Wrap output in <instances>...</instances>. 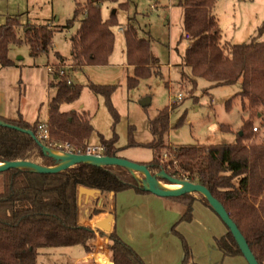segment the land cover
I'll return each mask as SVG.
<instances>
[{
  "label": "trees",
  "instance_id": "1",
  "mask_svg": "<svg viewBox=\"0 0 264 264\" xmlns=\"http://www.w3.org/2000/svg\"><path fill=\"white\" fill-rule=\"evenodd\" d=\"M218 0H179L183 9V31L191 41L182 58L178 83L189 84L195 90L197 81L203 79L214 86L239 84L241 90L225 104L231 108L232 99L240 98L243 110L247 105V118L234 144L211 146H184L171 150L167 134L170 114L175 107H165L149 121L151 141L146 144L131 142V147L152 151L153 158L147 164L152 175L165 172L172 178L187 180L205 187L225 209L229 218L244 237L258 264H264V143H252L253 120L263 117L264 110V22L256 37L248 43L231 45L222 42V35L212 9ZM103 4H117L127 9L125 0H86L76 4L73 18L65 28L75 23L78 27L70 38L71 68L80 71L85 67L106 66L114 47L112 28L117 26L116 12L107 20L101 16ZM56 28L44 24H22L19 16L8 17L0 25V66H15L9 53L12 47L26 46L31 58L48 55L52 49ZM125 48L127 66L132 76L126 80L127 89H135L140 80L157 76L158 59L151 51L150 41L138 37L131 21L126 24ZM60 63L63 58L57 53ZM62 65V64H60ZM52 85V84H51ZM55 95L48 104L46 121L51 142L68 143L82 151L89 147L93 128L86 111L62 112L63 105L76 102L83 86L67 84L60 80L53 84ZM166 86V85H165ZM167 87V86H166ZM95 95L110 96L115 86L87 85ZM246 101V104L244 103ZM5 124L29 135L0 126V164L5 162H30L43 167H53L56 162L45 156L37 140L38 122L29 124L18 118H1ZM180 118L178 126L182 124ZM225 131L223 125L220 126ZM247 142H251L246 144ZM116 136L109 140L100 137L104 156L115 158L120 151ZM169 151L172 159L163 156ZM3 190L0 192V264H37L42 249L87 247L95 238V232L79 221V190L85 188L100 194H119L132 190L138 195L149 194L133 174L116 166L99 167L80 164L56 174H39L30 169H11L0 173ZM163 184H168L162 181ZM181 201L184 211L180 222H190L195 201L211 209L200 194H186L167 199ZM212 210V209H211ZM213 211V210H212ZM95 215L101 213L94 210ZM100 234L103 235L102 232ZM108 257L114 264H144L135 251L115 232L106 236ZM223 257H242L231 233L215 240ZM187 259V252L185 253Z\"/></svg>",
  "mask_w": 264,
  "mask_h": 264
},
{
  "label": "rangeland",
  "instance_id": "2",
  "mask_svg": "<svg viewBox=\"0 0 264 264\" xmlns=\"http://www.w3.org/2000/svg\"><path fill=\"white\" fill-rule=\"evenodd\" d=\"M125 1L128 4L126 10L119 9L117 4L102 5L101 16L104 20L116 11L117 26L112 28L115 42L108 65L89 67L81 71L69 69L71 83L84 88L76 102L63 105L61 110L68 111L76 109L80 104L83 105L94 131L88 141L89 146L99 147L100 137L109 140L116 136V147L120 148L118 158L137 164L149 163L153 158L152 151L129 145L131 142L146 144L151 141L149 121L165 107H175L170 114V128L167 134L172 151L184 146L234 144L243 119L247 118V105L243 110L240 98L232 99L229 110L225 104L241 90L240 85L214 86L199 79L197 88L193 90L189 84L178 83L180 71L183 69L187 72L186 68L181 67V63L190 44V41L184 38L183 9L178 5L179 0ZM85 2L86 0H0V25L5 24L8 17L19 16L22 24L39 25L49 22L51 27L56 28L52 49L48 55L33 59L26 46H16L10 56L15 57L18 52V57L22 59L19 64L23 67L16 71H0V79L3 80L2 96L10 114L11 112L15 114V110L24 109L30 122H46L48 101L55 95L53 84L58 81L47 73L45 66L47 63L54 66L60 64L71 66L70 38L75 33L78 23L67 29L65 26L67 21L73 18L76 4L83 5ZM212 14L218 22L222 42L231 45L248 43L256 37L258 29L264 22V0H218ZM129 20L135 27L138 37L150 41L151 51L161 65L156 72L157 76L140 80L135 89H127L126 84L127 78L132 76V71L127 66L123 32ZM258 40L263 41L264 37H259ZM55 53L64 57V61L60 63ZM54 59L56 61L53 63ZM34 64L36 67H33ZM89 84L115 86L116 89L108 100L105 96L93 94L87 88ZM177 96H181V99H176ZM145 99H149L150 104L143 107L141 102ZM244 103L246 104V101ZM259 112L263 117L257 116L253 120V127L257 128V132L253 131L254 137L251 142L255 144L264 143V110ZM181 117L183 121L178 126ZM221 125L225 131L220 129ZM171 153L167 151L163 156L165 162L172 159ZM135 176L136 179L140 178L137 174ZM2 190L0 176V192ZM79 196L83 198L86 195L79 192ZM195 204L196 201L192 206L190 222H179L184 211L182 208V212L165 231L180 249V264H184L186 252L188 254L185 264L205 262V255L206 258L209 257L212 250V247L208 246L209 241L207 242L210 236L214 237L213 244L211 243L212 253L220 254V258L212 257L207 264H239L232 257H223L216 246L215 240L222 237L218 232L225 230L224 224L215 213L214 221L209 220L204 224L201 215L196 216L194 213ZM207 209L213 213L211 209ZM194 217H197V222L193 221ZM142 225L145 226L144 223ZM93 227L97 229L95 225ZM105 234L107 236L110 233ZM160 234L163 236V229ZM165 238L166 236L163 240ZM170 244L171 241L167 242L168 246ZM99 248L102 249V246L99 245ZM242 258L244 264H247ZM141 260L143 261L142 258ZM46 262L49 264L45 259ZM143 263L145 264L144 261Z\"/></svg>",
  "mask_w": 264,
  "mask_h": 264
},
{
  "label": "crops",
  "instance_id": "3",
  "mask_svg": "<svg viewBox=\"0 0 264 264\" xmlns=\"http://www.w3.org/2000/svg\"><path fill=\"white\" fill-rule=\"evenodd\" d=\"M14 48L15 47L11 48L10 53ZM10 53H9V57L15 63V66L7 67V68H2L0 66V71L2 70L16 71L23 67L19 64V61L22 59L18 57L17 54L18 52L15 54V57L14 56L11 57ZM63 59L65 58L63 57ZM54 61L56 60L54 59L53 63ZM51 64L47 63V65L45 66L46 71H47V66ZM33 67H36V65L34 64ZM87 68L89 67H85L83 69H87ZM2 89H3V80L0 79V117L8 120H16L18 118H21L22 120H24L29 124H34L33 123L34 121L30 122L29 118L26 116L24 112V109L15 110V114L13 112H11L10 114L8 108L5 107L6 105L4 103L5 100L2 96ZM83 109H84L83 105L80 104L76 109L73 108L68 111H85ZM61 111L67 112L63 110ZM12 115L16 117L13 118ZM47 118H48V105H47V117L45 121H47ZM35 122L41 123L39 121H35ZM79 201H80V211H79L80 223L83 226H89L95 232V238L87 244V246L91 249V251L87 250V247H80V246L69 247V248L42 249L39 251V255L37 257V264H47V262L45 263V259L49 261V264H89L91 262H95L97 264H114L113 262L110 261L108 257V251L106 249V245H107L106 234L99 229L95 230V228L93 227L95 222L105 217L112 218L110 224V229H111L110 233L115 232L116 235L122 241H124L136 253L139 254V256L143 259L145 264H180V257H181L180 249L178 245L175 243V241L171 240L169 234L166 235L165 231L168 229L169 224H171L174 221V219L177 216H179V214L182 212V208H184V206L181 201L178 202L171 201L156 197L151 194L138 195L132 190L125 191L116 195L110 193V194H96L89 197L84 196L83 198L79 196ZM94 210H99L101 211V213L95 215L93 213ZM194 213L196 214V216L201 215L200 217H202V222L204 224H206L207 221L209 220L214 221L215 219V216H213L214 212L213 213L210 212V210H208L207 207H205L203 204H201L198 201H196V204L194 205ZM197 220H198L197 217H194L193 221L197 222ZM142 223H144L145 226H143ZM161 229H163V236H161L160 234ZM100 232H102L103 235L100 234ZM226 233H227L226 227L225 230L222 231L219 230L218 232L219 236H224ZM165 236L166 238L163 240V237ZM213 238L214 237L210 236L207 239V242L209 241L208 246L210 248L212 247L211 248L212 250H211V255L209 254L210 255L209 257L206 258L205 255L206 261L205 262L202 261V264H207L208 261L210 263L212 257L216 259L220 258V254L212 253ZM169 241H171L170 246L167 245V242ZM99 245L102 246V249L99 248ZM232 258H234L235 261H237L239 264L245 263L241 260L242 257L240 256L232 257ZM242 259L244 260V258ZM199 263L200 262H197V264Z\"/></svg>",
  "mask_w": 264,
  "mask_h": 264
},
{
  "label": "water",
  "instance_id": "4",
  "mask_svg": "<svg viewBox=\"0 0 264 264\" xmlns=\"http://www.w3.org/2000/svg\"><path fill=\"white\" fill-rule=\"evenodd\" d=\"M115 11H113V14ZM150 104L149 99H145L141 102L143 107H146ZM0 126L14 129L16 131H21L24 134L29 135L31 138L36 140V137L31 131L28 130H21L18 127L11 126L5 124L0 120ZM42 152L45 156L53 159L56 162V165L53 167H43L34 163L30 162H5L0 164V173H4L11 169H30L39 174H56L59 172H63L67 169L73 168L80 164H90L99 167L104 166H116L123 169L130 171L134 177L135 175H139L140 178L137 180L139 184L151 195H154L159 198L163 199H171V198H178L186 194H200L202 195L213 212L218 216L227 230L233 236L242 257L245 259L247 264H258L256 259L254 258L253 254L251 253L244 237L241 235L240 231L238 230L237 226L233 223V221L229 218L228 214L226 213L224 207L212 197L210 192L203 186L199 184L192 183L187 180H179L170 177L165 172H161L157 175H152L148 170V167L142 164L133 163L121 158L117 157H95V156H87V155H74V154H67L61 155L58 153L53 152L48 147L44 146L40 143ZM162 181H166L168 184H163ZM177 186L180 185L181 187L174 190H169L164 188V186ZM79 192H82L86 195V197L93 196L96 194H100V192L95 190H89L85 188H80ZM112 218L105 217L101 218L97 222L94 223L97 229L103 231L104 233H110V224Z\"/></svg>",
  "mask_w": 264,
  "mask_h": 264
},
{
  "label": "built area",
  "instance_id": "5",
  "mask_svg": "<svg viewBox=\"0 0 264 264\" xmlns=\"http://www.w3.org/2000/svg\"><path fill=\"white\" fill-rule=\"evenodd\" d=\"M184 38L187 41H191V36L189 34H185ZM69 69H71V66H63V65L47 66L48 73L52 75L56 81L64 80L68 85L71 84V81L68 76ZM176 99L180 100L181 96H177ZM253 131L257 132V128H254ZM37 140L44 146L51 149L53 152L61 155L74 154V155H87V156H95V157L104 156V149L101 146L99 147L89 146L88 148H86V150L82 151L78 148L71 146L68 143L51 142L49 138V132L46 122L39 123L37 126Z\"/></svg>",
  "mask_w": 264,
  "mask_h": 264
},
{
  "label": "bare ground",
  "instance_id": "6",
  "mask_svg": "<svg viewBox=\"0 0 264 264\" xmlns=\"http://www.w3.org/2000/svg\"><path fill=\"white\" fill-rule=\"evenodd\" d=\"M181 186L180 185H177V186H173V185H170V186H164V188H167V189H169V190H174V189H178V188H180Z\"/></svg>",
  "mask_w": 264,
  "mask_h": 264
}]
</instances>
